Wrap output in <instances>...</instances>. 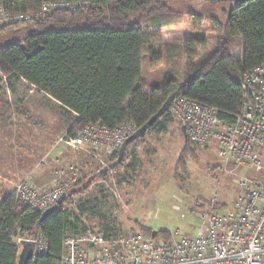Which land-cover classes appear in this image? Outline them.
I'll return each instance as SVG.
<instances>
[{
	"label": "trees",
	"instance_id": "trees-1",
	"mask_svg": "<svg viewBox=\"0 0 264 264\" xmlns=\"http://www.w3.org/2000/svg\"><path fill=\"white\" fill-rule=\"evenodd\" d=\"M45 1L53 0H0V5L6 12L18 15L38 12ZM62 1L87 4L74 10H53L31 23L0 28V74L7 82L21 78L59 103L65 114L73 116L68 136L94 124L113 130L128 122L137 130L156 115L147 131L163 129V123L172 119L169 110L160 114L170 97L212 106L218 110V118L229 124L241 114L244 99L250 93L243 87L242 74L264 63V0L218 5L207 2L181 14L173 11L171 5L193 0ZM223 4H228V8H222ZM184 22L193 31L214 34L215 49L194 64L191 48L204 49L205 39L187 40L184 52L188 62L180 82L172 70L157 84L143 83L141 65L145 54H150L153 66L163 58L162 53L151 48L161 42L162 36L143 33L142 28L157 29ZM16 35L22 37L13 39ZM236 39L243 42V53L231 57L229 51ZM136 141L127 146L123 161L115 165L117 151L106 158V166L114 165L111 170H115L122 165ZM184 141L179 163L191 151L185 135ZM104 168L70 186L65 201L39 226L40 212L19 203L13 192L7 194L0 202V264H16L18 240L39 235L46 243V252L28 264H61L63 240L69 234H79L64 205H72L73 199L96 179L105 180L111 170ZM137 227L132 232L150 237L152 229ZM157 234L165 240L170 237L162 231Z\"/></svg>",
	"mask_w": 264,
	"mask_h": 264
},
{
	"label": "rangeland",
	"instance_id": "rangeland-1",
	"mask_svg": "<svg viewBox=\"0 0 264 264\" xmlns=\"http://www.w3.org/2000/svg\"><path fill=\"white\" fill-rule=\"evenodd\" d=\"M204 3L207 2L193 0L173 4L171 8L181 14ZM228 6L223 4L222 8ZM142 32L162 36L161 42L151 48L162 53L163 58L153 66L150 54H145L141 65L143 83L157 84L172 70L180 82L186 74L187 40L205 39L204 49L191 48L194 64L216 47L214 34L193 31L186 22L157 29L142 28ZM242 53L243 42L236 39L229 55L240 57ZM0 87V202L9 193L16 196L15 189L27 177L37 188L47 190L54 187L56 179L82 180L107 167V155L87 149L72 150L61 143L60 138L66 134L72 119L59 105L20 81H0ZM51 134L53 152L47 151ZM183 134L173 118L163 123V129L147 131L129 147L122 165L109 171L105 180L98 178L92 182L73 199L72 205H64L76 222L78 235L88 232L100 236L126 235L137 231L138 225L162 233L179 231L190 235L196 229L197 211L213 203L219 210L228 209L240 193L242 178L260 180L252 171L224 164L215 147L190 146L191 151L179 163L185 144ZM161 239L158 236L154 241Z\"/></svg>",
	"mask_w": 264,
	"mask_h": 264
},
{
	"label": "built area",
	"instance_id": "built-area-1",
	"mask_svg": "<svg viewBox=\"0 0 264 264\" xmlns=\"http://www.w3.org/2000/svg\"><path fill=\"white\" fill-rule=\"evenodd\" d=\"M86 4L45 1L38 12L18 15L0 5V28L31 23L53 10H74ZM242 81L250 93L233 123L221 121L216 108L184 97L173 98L169 112L184 127L190 146L215 147L224 164L252 171L260 180L242 178L240 193L228 209L219 210L213 203L197 211L193 234L175 231L169 239L158 241L135 232L111 237L89 232L68 236L63 240L61 264H264V63L244 72ZM135 131L136 127L128 122L113 130L94 124L75 136L65 134L60 141L72 150L87 149L109 156ZM75 182L73 177L65 182L56 179L54 187L46 190L34 186L27 177L15 189L16 199L42 213L66 195ZM26 240L36 244L33 260L46 252L42 236Z\"/></svg>",
	"mask_w": 264,
	"mask_h": 264
},
{
	"label": "water",
	"instance_id": "water-1",
	"mask_svg": "<svg viewBox=\"0 0 264 264\" xmlns=\"http://www.w3.org/2000/svg\"><path fill=\"white\" fill-rule=\"evenodd\" d=\"M206 2H209L213 5H217L219 3H223V2H228V3H233V4H245L254 0H205ZM173 100V97H170L167 99L164 107L161 109L160 114L165 113L166 111L169 110V106L171 104ZM158 117V115L154 116L149 122H147L146 125H144L143 127L137 129L132 135H130V137H128L123 144L121 145V147L118 150V159L115 161V165H118L121 161H123V157H124V153L125 150L127 148V146L134 142L135 140H138L140 138H142L145 133L147 132L148 128L154 123V121L156 120V118ZM181 131L182 133H184L183 135H185V129L184 127H181ZM114 165H110L109 167L104 168V171H106L107 169H113ZM66 199V195H61L58 200H56V203L50 207L49 209L45 210L44 212L40 213L41 214V218L38 221V226L39 224L46 219L48 216H50L53 212H55L58 207L62 204V202H64ZM158 231L157 230H153L150 233V237L151 239H155L157 237ZM20 246V250L18 251V261L16 264H28V262H30L31 260H33L34 258V254L36 251V244L33 241H28V240H21L19 243Z\"/></svg>",
	"mask_w": 264,
	"mask_h": 264
},
{
	"label": "crops",
	"instance_id": "crops-1",
	"mask_svg": "<svg viewBox=\"0 0 264 264\" xmlns=\"http://www.w3.org/2000/svg\"><path fill=\"white\" fill-rule=\"evenodd\" d=\"M0 81H7L6 80V78L5 77H3L1 74H0ZM14 81V80H13ZM18 81H20V82H22V83H24V84H26L29 88H30V90H35V88L33 87V86H31V85H29V84H27L25 81H23V80H21V78H20V80H18ZM32 88V89H31ZM37 93H39V94H41V95H43V96H45L48 100H51V102H54L51 98H49L48 96H46V95H44L43 93H40V92H38L37 90H35ZM54 103H56V102H54ZM57 105H59V103H56ZM70 118L71 119H73V116H70ZM68 128H69V126H68ZM67 128V129H68ZM54 138V136L51 134L50 136H49V140H48V145H50L48 148L50 149V150H47V151H51V152H53L54 151V149H53V147L55 146V144L53 143V139ZM59 145V144H58ZM56 147H57V145H56ZM53 149V150H52ZM64 149V148H63ZM145 227H147V228H149L148 226H145ZM196 230V229H195Z\"/></svg>",
	"mask_w": 264,
	"mask_h": 264
}]
</instances>
